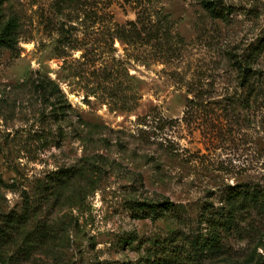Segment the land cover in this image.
I'll return each instance as SVG.
<instances>
[{"label":"rangeland","instance_id":"rangeland-1","mask_svg":"<svg viewBox=\"0 0 264 264\" xmlns=\"http://www.w3.org/2000/svg\"><path fill=\"white\" fill-rule=\"evenodd\" d=\"M212 1L0 0V264H264V0Z\"/></svg>","mask_w":264,"mask_h":264},{"label":"trees","instance_id":"trees-1","mask_svg":"<svg viewBox=\"0 0 264 264\" xmlns=\"http://www.w3.org/2000/svg\"><path fill=\"white\" fill-rule=\"evenodd\" d=\"M72 2L73 0H68ZM204 5L210 11L215 12L216 7L215 3L212 0H204ZM18 22L15 19H11L7 22L4 28L0 31V49L1 48H10L13 49L18 42ZM262 49V48H261ZM259 49V50H261ZM233 65L238 69L241 77L242 85H250V81L253 77V68L251 63L245 62L243 60L234 61ZM44 87V85L42 86ZM253 88V87H252ZM252 97V91H250L249 95L246 98H239L237 100L229 102L227 99L218 102L219 112H213L207 110L206 116H210V121L217 116V118H222V113H227L232 110L235 106H240L242 108H248L250 105ZM193 107H199L202 109V102L198 104V101L195 98L190 99L189 106L194 105ZM197 105V106H196ZM259 195L258 192L254 189L253 191L248 190H239L231 192L227 196V202L230 205V209L228 210L227 221L228 223H232L234 217H236L237 212L241 208V205L244 204V201H248L249 203H259ZM164 204L168 205L167 208H170L174 205V202L166 201Z\"/></svg>","mask_w":264,"mask_h":264}]
</instances>
